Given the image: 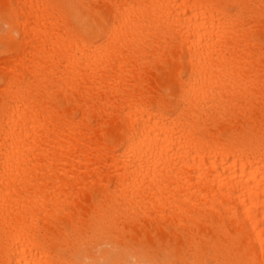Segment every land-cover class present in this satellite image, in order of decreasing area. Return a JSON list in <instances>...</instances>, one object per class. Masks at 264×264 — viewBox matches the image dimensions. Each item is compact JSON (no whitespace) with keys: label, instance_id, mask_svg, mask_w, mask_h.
Returning <instances> with one entry per match:
<instances>
[{"label":"bare ground","instance_id":"obj_1","mask_svg":"<svg viewBox=\"0 0 264 264\" xmlns=\"http://www.w3.org/2000/svg\"><path fill=\"white\" fill-rule=\"evenodd\" d=\"M85 262L264 264V0H0V264Z\"/></svg>","mask_w":264,"mask_h":264},{"label":"rangeland","instance_id":"obj_2","mask_svg":"<svg viewBox=\"0 0 264 264\" xmlns=\"http://www.w3.org/2000/svg\"><path fill=\"white\" fill-rule=\"evenodd\" d=\"M96 250H97L98 254H100V253L104 254L106 251L111 252V253H119V252L121 253L122 252V250L117 249V247L114 244H111V243L109 244L105 241L101 242L98 245V248ZM128 254H130V253L128 252Z\"/></svg>","mask_w":264,"mask_h":264},{"label":"clouds","instance_id":"obj_3","mask_svg":"<svg viewBox=\"0 0 264 264\" xmlns=\"http://www.w3.org/2000/svg\"><path fill=\"white\" fill-rule=\"evenodd\" d=\"M85 264H87V262H85Z\"/></svg>","mask_w":264,"mask_h":264}]
</instances>
